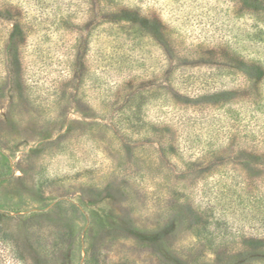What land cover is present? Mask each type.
Here are the masks:
<instances>
[{
  "label": "rangeland",
  "instance_id": "rangeland-1",
  "mask_svg": "<svg viewBox=\"0 0 264 264\" xmlns=\"http://www.w3.org/2000/svg\"><path fill=\"white\" fill-rule=\"evenodd\" d=\"M105 1L157 21L179 60L168 63L152 39L102 34L91 22L100 0H0V152L9 159L0 175L10 180L0 185V264H242L243 245L264 236V157L247 170L232 154L213 159L211 146L237 134L230 125L240 127L237 144L260 139L243 132L264 120V82L260 123L251 100L172 109L166 65L180 68L181 94L206 80L243 87L236 69H217L253 51L257 20L239 0ZM15 23L26 37L17 82L5 53ZM132 96L143 123L127 120ZM166 124L176 136L164 155L155 135ZM183 206L187 222L177 219Z\"/></svg>",
  "mask_w": 264,
  "mask_h": 264
},
{
  "label": "trees",
  "instance_id": "trees-1",
  "mask_svg": "<svg viewBox=\"0 0 264 264\" xmlns=\"http://www.w3.org/2000/svg\"><path fill=\"white\" fill-rule=\"evenodd\" d=\"M109 3L111 2L100 0V19L97 17H95V19H91V22L94 21V23L96 20H100V24L98 25H100V32L102 34L104 33L106 35H112L111 32H114L116 33V36L113 37V39H117L116 41H134L143 40L146 38L152 39L159 45L160 49L164 51L165 54H163L166 59L168 58V63L170 60L172 62L179 60V56L177 55V53L174 56L175 49L171 44L170 39H166L165 34L163 33L164 30L162 29V26L157 23V21H150L148 18L135 13L133 9L118 7L120 5L114 4V2L111 3L112 5ZM239 4L241 5L242 11L245 12L247 16L256 19V22H258L257 25L251 26L254 33L249 34L247 39L248 44L251 46V50L253 51H248V53L246 55L243 54V56H240V53H234L232 55L231 61H228V64L226 66L222 65L221 69L218 68L217 71L220 70V73H222L221 71H223L224 68L230 71L236 69L243 76V87H238L237 89L233 90L222 85V83L224 82H220L216 83L217 85L221 86V89H218L215 88L216 85L212 86L211 83L206 80L202 82L203 87L196 89H188L189 87H187L186 89H184L186 93L183 92V94H181L182 92L175 88V84L177 83L173 78L174 70H180V68L177 69L178 67H176L175 69H173L172 67L169 68V65H166V67L168 68L167 82L169 88L167 89L168 92L165 94V107L168 104V108L171 107L172 109H174L178 104L182 106H187L185 104H189V106H192L194 108L207 107L221 109L225 108L226 106H230V104H232L235 99L242 101L251 100L253 108H256L254 110L255 112L253 111V113H255L256 115L255 117H253L254 122L260 123L259 119H261V117H258V115L260 114L258 112L260 111L259 104L262 103L261 95L263 96L262 90L264 82V52H262L264 49V22L263 19H261L264 17V0H239ZM59 22L61 23L63 22V20L61 19ZM25 40L26 37L21 30V24L15 23L9 35V39L7 41L8 45L6 48L7 50L5 51L9 64L8 74L10 73L9 75H11V79H13L15 82L22 80V76L20 75L22 55L20 54V52L21 48L25 44ZM87 44L89 45L88 41ZM220 48L221 45L219 43L216 49L219 50ZM88 51L89 49H87L86 52ZM86 56L87 53L84 57ZM16 68L17 71L19 68V74L15 71ZM187 91H189V93H187ZM21 92H23L22 89ZM144 93V91L141 92L142 95ZM134 98L135 96L130 97V108L126 114V117H128V119L122 112L121 114H123V117L121 118L120 122L124 123V117L129 121L130 124L143 123L146 120V110L143 106L139 107V105H137V97L135 99ZM178 98H180L182 103H177ZM234 120L237 121L236 119H232L229 121L235 122ZM261 123L262 124L255 125L258 126V132L252 131L254 129L251 128L253 127L251 125H247V131L243 132L245 133L244 136H246L244 137V139L247 138L248 135H251V137L253 138H257V135L260 138L259 140L257 139L256 141L252 142L242 141L238 144L235 142V138L241 135L240 132L237 131L240 127L238 126V128L234 129L233 126L230 125L231 129L236 130L237 134H235V132L229 134L226 140H220L216 136L212 142L213 147L211 146V148L214 149L212 150V153L214 155L212 158L214 159L219 156L220 158H225L226 156H230L232 154L234 155L232 158L234 159V161L240 160V163L242 164L244 169L245 167L247 168V170L250 169L252 162H256L257 160L264 157V153L263 151H261V148L264 147V120L261 121ZM153 129L154 128H152L151 130ZM162 130L165 131L166 134L160 136L153 134L152 136L155 135V137L158 139V142H160V144L162 145L165 155V147H167L168 145H172L173 141L175 140L174 136H176V131L169 124H166V126H164V129ZM204 153H206L205 149H200L199 154ZM0 158L3 162V167H8L9 159L7 155L0 152ZM189 176L192 177L193 175ZM199 178L200 177H197L198 180ZM250 181L253 182V179H251ZM223 182L224 181H219L218 183ZM6 183H10L9 176L7 174H1L0 185H4ZM223 184H225L223 186L227 187L232 186V184L228 185L226 182H224ZM224 194L227 193H223L221 195ZM226 202L224 204H226ZM252 202L254 201H251L249 204H251ZM227 204L231 205L232 203L227 202ZM1 210H5V205H3L2 203H0V211ZM188 212L192 213L190 212L189 207L183 206V208L181 207L176 212L177 214L175 213L179 222H187L189 220ZM261 218L264 223V211ZM21 237L24 239V236L21 235L20 238ZM256 241L260 244L257 247H252V245H243L244 248L242 249V251L246 252V255L244 257V260L242 259V264H252L254 261H256V257L254 256H261L264 258V236ZM25 242L26 241L24 239V244ZM256 249H258V251ZM260 264H264V261Z\"/></svg>",
  "mask_w": 264,
  "mask_h": 264
}]
</instances>
